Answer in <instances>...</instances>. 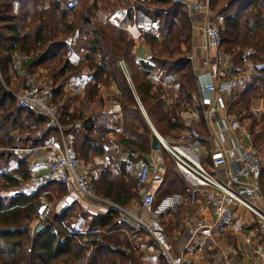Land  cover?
<instances>
[{
	"label": "trees",
	"instance_id": "obj_1",
	"mask_svg": "<svg viewBox=\"0 0 264 264\" xmlns=\"http://www.w3.org/2000/svg\"><path fill=\"white\" fill-rule=\"evenodd\" d=\"M119 6L126 8L127 20L134 21L136 10L151 19L154 30L141 32L151 50L148 58L139 60L135 39L122 24L109 19ZM209 6L219 18L223 47L232 56L236 71H243L248 61L254 66L245 90L228 108L238 117L243 114L252 119L253 145L263 147L264 113L258 120L250 110L255 98L264 101V0H209ZM97 11L108 17L96 16ZM192 39V22L181 0H0V264H117L118 259L145 264L143 253H137L138 247L128 236L134 228L115 209L95 214L85 232L69 231L65 225L71 208L51 213L49 221L58 233L46 225L45 230L31 235L37 195L20 191L30 178L29 160L12 149L40 146L45 136L37 139L34 133L49 117L18 106L6 88L12 80L13 54L28 55L25 68L33 74L42 71L51 79L50 105L65 134L72 135L80 160L95 158L97 165L108 155L109 147L117 144L119 154L111 155L110 163L101 167L95 187L98 195L126 207L140 193L130 166L139 159L147 161L153 127L165 138L170 133L178 137L186 129L182 114L191 107L192 94L197 91ZM72 51L80 57L75 62L69 57ZM120 61L126 64L130 80ZM83 75L90 76L83 92L66 98L70 82ZM167 76H174L177 86L171 104H167L169 93L162 82ZM102 86H115L112 98L122 116L113 123L124 122V130L114 140L109 138L113 128L99 120L98 114H87L92 103L104 102ZM73 102L78 104L71 109ZM15 158L17 166L10 169ZM163 176L164 182H172V193L188 194L184 180L174 170L166 167ZM260 181L264 195V169ZM167 215L161 214L162 224L173 235L178 222L165 223ZM83 234L93 239L87 261V248L78 241ZM60 236H65L63 242ZM124 246L131 249L129 253L121 249ZM157 264L167 263L159 257Z\"/></svg>",
	"mask_w": 264,
	"mask_h": 264
},
{
	"label": "built area",
	"instance_id": "obj_2",
	"mask_svg": "<svg viewBox=\"0 0 264 264\" xmlns=\"http://www.w3.org/2000/svg\"><path fill=\"white\" fill-rule=\"evenodd\" d=\"M181 2L192 22V30L201 33L204 54L199 66L196 65V56L191 54L197 91L192 94L193 103L183 116L185 132L175 141L158 133L161 148L168 152L175 170L190 187L196 191L204 190L203 195L218 220H222L224 210L232 205L241 211L243 220L253 221L258 243L252 248V255L256 264H264V195L260 181L264 165L259 149L253 145L249 128L228 108L229 103L245 90L246 79L250 74L236 71L232 56L223 47L219 18L210 9L209 0ZM125 16L126 12L120 8L109 19L117 24ZM141 29L154 30L152 21L142 25ZM28 59L29 56L20 51L13 54L11 69L23 82L15 91L7 89L16 97L18 106L49 117L47 124L34 133L35 138H43L52 128H58L61 134L60 140L52 139L37 147L15 148L31 156L28 163L30 178L22 189L37 195L36 223L31 235L36 233L39 224L49 225L52 233H58L57 227L49 221L53 210L52 200L40 192L56 183L74 188L99 213L117 210L123 220L145 231L167 264H192V260L184 254H174L173 245L162 228V209L157 206L154 186L163 183V173L152 176L151 164L148 161L141 163L135 179L138 187L144 188L140 201L132 208L98 195L95 181L100 175L99 170L84 166L72 144L71 135L63 134L58 115L51 108L48 96L36 85L35 74L25 68ZM119 65L130 80L126 64L120 61ZM89 79V75H84L75 80L71 88L80 92ZM259 102L260 105L251 107L255 114L263 109L262 100ZM208 142L216 144L212 148ZM174 203L170 202L172 206ZM202 226H206L204 231L208 234L212 232L213 226L204 224L196 229L190 228L192 237L198 230H203L200 229ZM208 234L197 245L198 252L204 251L211 241L212 236ZM64 239L65 236H60V241ZM92 240L87 234L78 238L87 248V257L93 249ZM124 251L128 253L130 250ZM217 259L221 264L227 263L225 255ZM117 264H120L118 260Z\"/></svg>",
	"mask_w": 264,
	"mask_h": 264
},
{
	"label": "crops",
	"instance_id": "obj_3",
	"mask_svg": "<svg viewBox=\"0 0 264 264\" xmlns=\"http://www.w3.org/2000/svg\"><path fill=\"white\" fill-rule=\"evenodd\" d=\"M190 1L195 2L201 0H190ZM118 22L119 23L117 24H122L123 26H125L129 34L135 39L136 45L134 48V52L137 58L139 60L148 58L150 56V49L142 41L143 37L141 36V31H143V29H141V27L142 25H145L148 22L151 23V19L148 16H145L142 12H140V10H137L135 12V17L133 22L127 20V13L125 18L121 21V23L120 21ZM202 44H203V40L201 37V33L197 30L193 31L192 53L196 56L197 66L200 65L201 58L204 54V49ZM69 57L74 62L80 58L74 51L70 52ZM245 68L246 69L243 71L248 74H251L254 71V66L249 61L245 64ZM160 76L161 75L159 72L156 73L157 79H159ZM74 82H72V84H74ZM162 82L169 93L167 104H171L177 93V86L174 84V76L172 77L167 76L163 78ZM115 90L116 89L114 88L113 92H115ZM185 113L186 112L182 114V118H184L183 116ZM112 114H114L115 117L114 120ZM98 115H99V120L105 123L107 127L113 128L115 130L114 133L113 132L109 133V136H113V135L116 136L117 133H121L124 130L123 121L120 123V125H116L113 123L115 122V119L122 116L120 114V106L116 102H114L113 104L106 102ZM58 134H60V132L56 128H52L50 132L45 135L44 137L45 140L42 144L52 139L60 140V136H58ZM227 135H232V134L228 133ZM207 144H209L208 146L213 148L216 143L208 142ZM109 149L110 151L113 149H117V151H119V147L117 146V144H112V146H110ZM151 150H152L151 153L146 156V159L152 166V170H153L152 176L155 173L164 174L166 167L164 166L161 156L162 150L164 149L160 148L158 150H153V149ZM40 153H43V151H40ZM20 157H22V155H20ZM103 158L108 160V163H110L111 159H109L108 156H104ZM122 158L127 160V156H122ZM143 161L144 160L139 159L135 163L131 164L130 167L134 173V176L136 172L139 170L140 165ZM16 166L17 163L14 167ZM174 171L178 173L175 170V168ZM179 176L181 175L179 174ZM184 182L186 184L187 192H188V194L186 195L180 193H172L171 192L172 182H170V179L165 180V182L163 181V183L160 185L154 186L156 198H157V206L161 207L162 214L163 212H168V215L164 218L163 221H165V223L167 224L170 222H174V223L178 222L177 227L173 232V235H169L166 228L162 224V228L166 236L168 235L167 237H169L170 240L172 239L174 241V243H172L171 241L173 245L174 254L176 255L184 254L187 258H190L192 260L193 262L192 264H221L217 261L218 260L217 258L222 255L226 256V262H227L226 264H256L252 255V248L256 243H258L257 236L255 235V237L252 240L250 238L254 236L253 231L247 230V228H244L243 230L241 228L236 229L232 224L235 219H237L238 217L240 218L241 211L232 205L228 206L223 212L222 220H218L217 216L215 215L214 209L208 203V200L206 199L205 195H203L204 190L196 191L192 187H190L185 180ZM52 185L59 186V184L52 183L47 188L51 187ZM60 187H63L64 190L66 188L68 194L64 197L65 204L63 208L61 209V211L56 212V214L68 208L78 207L83 209L84 211L83 214L86 216V218L85 217L84 218L90 221L95 214L99 213V211L95 206H92L91 204H89V202L85 203L83 197L80 194H78L74 190V188L73 189L69 188L66 185H61ZM143 188L140 189L141 194L143 192ZM171 201L175 202L173 206L170 204ZM134 206H135V202L134 200H132V202H130L127 207L132 208ZM180 211H182L181 219L178 220L177 217L180 214ZM126 222L130 226H132V228H134L131 233L129 232L130 235L129 237L132 238V241L135 244V246L138 247V250L141 249L144 251L142 260L147 264H157L159 262V257H161L158 254L157 246L153 244L152 240L146 233L144 235L145 239L142 238L143 231L141 229L136 228L129 221ZM251 223L254 226L252 220ZM204 224L212 225L213 226L212 232L208 234L207 232L204 231L206 230V226H202L203 228L201 227L200 229L203 230H198V232L192 237V234L189 232L190 228L196 229ZM83 229L86 230V226H83L81 231ZM207 234L208 235L211 234L212 239L207 244L204 251L198 252L196 250V247L199 244V242H201L203 238L206 237ZM240 234L242 235V238L239 237ZM233 235H237L240 240L230 243L229 238H231ZM250 242L252 244V248L250 247Z\"/></svg>",
	"mask_w": 264,
	"mask_h": 264
},
{
	"label": "rangeland",
	"instance_id": "obj_4",
	"mask_svg": "<svg viewBox=\"0 0 264 264\" xmlns=\"http://www.w3.org/2000/svg\"><path fill=\"white\" fill-rule=\"evenodd\" d=\"M120 8H122V9H124V11L127 13V10H126V8H123V7H117L116 9H120ZM137 11V10H136ZM135 11V12H136ZM140 12H142L145 16H147L142 10H140ZM214 13V12H213ZM102 14H104V12H102V11H97V13H96V16H102V17H108V14H105V15H102ZM114 14V13H113ZM112 15V14H111ZM214 15H215V13H214ZM144 19H145V17H144ZM149 23V22H148ZM144 24V23H143ZM142 25V24H141ZM125 27V26H124ZM142 32V31H141ZM142 36V35H141ZM143 41V43H144V40H142ZM145 44V43H144ZM146 45V44H145ZM192 45H193V39H192ZM149 47V46H148ZM149 49H150V47H149ZM192 49H193V47H192ZM150 54H151V50H150ZM191 54H192V52H191ZM244 68V70L246 69L245 68V66L243 67ZM252 70V69H251ZM10 74H11V76H12V80H11V84L10 85H6V83L4 82V85H6V88H8V89H10V90H16L21 84H22V82H23V80L22 79H20V78H17L16 76H15V74H14V72H13V70L12 69H10ZM80 78V77H79ZM79 78H76L75 80H77V79H79ZM74 80V79H73ZM72 80V81H73ZM74 80V81H75ZM72 81L70 82V84H69V87L67 88V91H66V98H68L69 96H73V95H75V94H79V93H82L83 92V90L82 91H80V92H75L74 90H72L71 89V87L73 86V84H72ZM73 81V82H74ZM35 82H36V85L40 88V90L41 91H43L44 93H46V95L48 96V99L51 101L52 100V97H51V94H50V92H49V88H50V86H51V79L50 78H48L42 71H37L36 73H35ZM16 88V89H15ZM115 88V86H111V87H106V86H102L101 87V93H102V96H104V102L103 103H101V102H95V103H92L91 105H90V107L88 108V110H87V114H91V113H93V114H95V115H97V114H99L100 113V111H101V109L104 107V105H105V103L106 102H109V103H111V104H113L115 101H114V99L112 98V95H113V89ZM177 96V93H176V95H175V97ZM262 100V104L261 105H263V109H261V112L259 113V114H255L252 110H250V111H252V113H254L253 115L258 119V120H260L261 119V116H262V114L264 113V101H263V98H255V101H254V103L252 104V106L251 107H255L256 105H260V102L259 101H261ZM78 104V102H73L72 104H71V109H73V107L75 106V105H77ZM51 106V105H50ZM101 106H103V107H101ZM51 108L54 110V112H55V114H57V112H56V110L51 106ZM58 115V114H57ZM239 121H241L242 122V124H244V125H246L248 128H249V130H250V125H251V123H252V119L251 118H248V117H244L243 116V114H240V117H238L237 118ZM114 120V119H113ZM240 122V123H241ZM62 131H63V134L64 135H66L65 134V132H64V130L62 129ZM183 132H185V130H183ZM183 132H181L180 133V135L178 136V137H175V136H177V135H175L174 133H170L166 138L168 139V140H170V141H175V140H178L180 137H181V135L183 134ZM58 136H61V134H58ZM71 137H72V135H71ZM109 138H113L112 140H114V139H117V137L115 136V135H113V136H109ZM72 144L74 145V143H73V137H72ZM256 147V146H255ZM256 148H258L259 149V154H260V157H261V159H262V162H263V165H264V146L263 147H256ZM1 149H3V148H1ZM12 150H14V152L18 155V157L20 156V155H22V157H24V158H26V159H30V155H28V154H26V153H22L20 150H16L15 148L14 149H12ZM119 154V151H117V149H113V150H109L108 151V157H109V159H111V155L113 156V154ZM162 161H163V163H164V166L165 167H168L169 169H171V170H174V163H173V160H172V158L170 157V155L168 154V152H166V151H164V150H162ZM17 157V158H18ZM17 158H15L14 160H12V162L10 163V169H13V168H15L14 166L16 165V163H17ZM81 160H82V162H83V164L86 166V167H90V168H96V169H98L99 170V172L101 173V167L102 166H105V165H107V164H109L108 163V160H106L105 158H101V159H99L98 161L99 162H97V165H95V162L97 161L95 158H93V159H91V160H89L88 162H86L84 159H82L81 158ZM100 163V164H99ZM99 166V167H98ZM24 186V185H23ZM22 189H23V187L21 188V190L20 191H22ZM12 191V190H11ZM11 191H8V192H6V193H4V194H9V192H11ZM41 193H45L46 194V196L47 197H49L50 198V200H52V207H53V210H52V213H56V212H59V211H61V209L63 208V206H64V197L68 194V191H67V189L65 188V190H62V188L61 187H59V186H56V185H52L51 187H49V188H45V189H43V190H41L40 191ZM141 190H140V193H139V195H138V197H136L135 199H134V202L136 203V202H138V201H140V199H141ZM84 199V201H85V203H88V199H85V198H83ZM79 204H81V203H79ZM82 205H83V203H82ZM72 210H71V216L68 218V222L69 223H67L66 221H65V225L68 227V229L70 230H75V231H80V232H85L84 230L85 229H83L82 231H81V229H82V227L83 226H87V223L89 222L88 221V219H85L86 218V216L83 214V209L82 208H78V207H75V208H71ZM85 217V218H84ZM35 218H36V215H35V217H34V219L32 220V223H31V230H30V232L33 230V228H34V226H35V223H36V221H35ZM243 219L240 217H238L237 219H235L234 221H233V225H234V227L236 228V229H239V228H241L242 230L244 229V228H247V230H250V231H253V233H254V236H252L250 239H252L253 240V238L255 237V235H256V233H257V231H256V227L255 226H253V224L251 223V219L250 220H247V221H245V220H243ZM249 224V225H248ZM246 226H248V227H246ZM78 229V230H77ZM143 231V235H142V238H144V235H145V231L144 230H142ZM131 233V232H130ZM128 236H130L129 235V232H128ZM239 237L240 238H242V235L240 234L239 235ZM239 237L237 236V235H233L231 238H229V241H230V243H232V242H236V241H239L240 239H239ZM130 238V240L132 241V238L131 237H129ZM145 239V238H144ZM168 239H169V237H168ZM122 240H124V238H122ZM170 240V239H169ZM101 241H102V239H101ZM171 241V240H170ZM112 245H114V244H112ZM112 247V246H111ZM250 247L252 248V244H251V242H250ZM249 247V248H250ZM121 249L122 250H125V249H129V250H131L130 248H128V247H126V246H124V247H121ZM130 252V251H129ZM128 252V253H129ZM144 251L143 250H141V249H139L138 250V254L139 253H143ZM125 253H127L126 251H125ZM142 259V258H141ZM88 260V257H87V259H86V261ZM118 261L120 262V264H132V262L130 261V262H127V263H123L120 259H118ZM143 261V260H142ZM144 262V261H143ZM145 263V262H144ZM145 264H147V263H145Z\"/></svg>",
	"mask_w": 264,
	"mask_h": 264
},
{
	"label": "water",
	"instance_id": "obj_5",
	"mask_svg": "<svg viewBox=\"0 0 264 264\" xmlns=\"http://www.w3.org/2000/svg\"><path fill=\"white\" fill-rule=\"evenodd\" d=\"M129 79V78H128ZM149 123L151 124V121L148 119ZM151 126L153 127V124H151ZM153 130H154V133H155V136L152 140V149L153 150H158L161 148V143H160V140H159V134H158V131L153 127ZM46 229V225L44 224H39L36 228V233H40L42 232L43 230Z\"/></svg>",
	"mask_w": 264,
	"mask_h": 264
}]
</instances>
